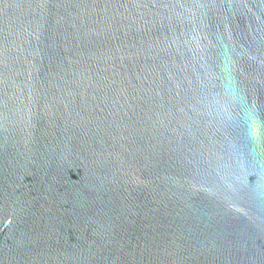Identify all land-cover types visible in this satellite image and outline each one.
I'll use <instances>...</instances> for the list:
<instances>
[{"label":"water","instance_id":"95a60500","mask_svg":"<svg viewBox=\"0 0 264 264\" xmlns=\"http://www.w3.org/2000/svg\"><path fill=\"white\" fill-rule=\"evenodd\" d=\"M0 264H264V0H0Z\"/></svg>","mask_w":264,"mask_h":264}]
</instances>
